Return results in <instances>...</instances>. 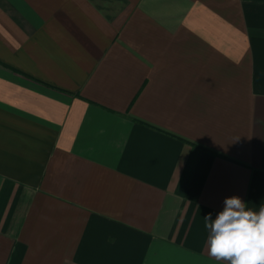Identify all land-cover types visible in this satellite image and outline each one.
I'll list each match as a JSON object with an SVG mask.
<instances>
[{
    "label": "crops",
    "instance_id": "obj_1",
    "mask_svg": "<svg viewBox=\"0 0 264 264\" xmlns=\"http://www.w3.org/2000/svg\"><path fill=\"white\" fill-rule=\"evenodd\" d=\"M232 196L264 205V0H0V264H217Z\"/></svg>",
    "mask_w": 264,
    "mask_h": 264
},
{
    "label": "clouds",
    "instance_id": "obj_2",
    "mask_svg": "<svg viewBox=\"0 0 264 264\" xmlns=\"http://www.w3.org/2000/svg\"><path fill=\"white\" fill-rule=\"evenodd\" d=\"M246 206L239 196L228 197L215 219L204 217L208 254L217 264H264V205Z\"/></svg>",
    "mask_w": 264,
    "mask_h": 264
}]
</instances>
